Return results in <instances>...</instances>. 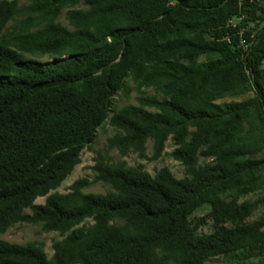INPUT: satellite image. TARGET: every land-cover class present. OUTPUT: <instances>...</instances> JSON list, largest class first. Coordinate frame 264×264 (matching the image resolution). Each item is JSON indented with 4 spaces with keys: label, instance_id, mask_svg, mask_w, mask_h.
Masks as SVG:
<instances>
[{
    "label": "trees",
    "instance_id": "trees-1",
    "mask_svg": "<svg viewBox=\"0 0 264 264\" xmlns=\"http://www.w3.org/2000/svg\"><path fill=\"white\" fill-rule=\"evenodd\" d=\"M133 89L138 104L115 109ZM106 120L93 179L59 192ZM149 140L153 160L172 141L184 177L112 155L145 157ZM263 188L264 0H0V235L62 236L52 256L0 239V264H264L246 198Z\"/></svg>",
    "mask_w": 264,
    "mask_h": 264
},
{
    "label": "rangeland",
    "instance_id": "rangeland-1",
    "mask_svg": "<svg viewBox=\"0 0 264 264\" xmlns=\"http://www.w3.org/2000/svg\"><path fill=\"white\" fill-rule=\"evenodd\" d=\"M22 1V0H21ZM64 12L60 16V21L67 25V21L64 18ZM32 55H27V58H33ZM41 60H46L45 58ZM132 84V83H131ZM150 93H154L152 89L149 90ZM139 93L133 89L128 95L120 91L114 97L113 106L115 109H119L126 104H138L137 96ZM247 96H236L229 97L225 100H242ZM114 134V128L110 125L108 120L98 129L96 138L92 143V146L85 148L81 155V162L74 168L73 172L68 176V178L62 183L58 188V191L61 193H66L69 191V186L79 178H89L93 179V170L92 166L94 165L95 150L103 149L106 146L107 139ZM152 141L149 140L146 144V155L145 157L139 156L137 153L130 152L126 156L121 157L117 151H113L112 155L115 159H123L129 165H139L143 164L145 169L149 171L152 175H155L156 172L162 167H168L172 173L178 177L182 178L185 175V167L181 162L175 160L170 156V152L173 150V143L171 140H168L163 155L157 159H151L153 152ZM109 189V186L98 182L94 183L86 188L84 192H93V193H105ZM247 199L257 202L256 210L252 217L249 220H254L260 218L264 215V188L259 192L250 194L246 197ZM46 197H38L36 203H44ZM209 205H204L198 208L191 216L190 219L192 222L203 218L209 212ZM28 211V210H26ZM213 231V222L210 219H206L205 222L200 226L199 233H210ZM62 236L57 231L46 232L42 229L40 225H32L28 223H17L10 227L4 234L0 235V239H3L12 243H27L31 241H38L44 244L45 251L49 256L53 254V243L55 240L61 239ZM255 261L247 262L248 264H253ZM264 261V258H262ZM206 264H236L234 261L229 260L225 256H216L211 257L206 261Z\"/></svg>",
    "mask_w": 264,
    "mask_h": 264
}]
</instances>
